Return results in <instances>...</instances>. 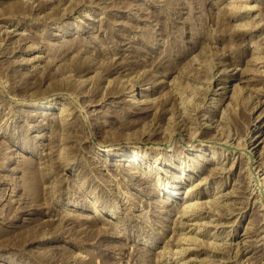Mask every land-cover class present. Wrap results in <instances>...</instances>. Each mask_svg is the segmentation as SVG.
<instances>
[{
    "label": "rangeland",
    "instance_id": "rangeland-1",
    "mask_svg": "<svg viewBox=\"0 0 264 264\" xmlns=\"http://www.w3.org/2000/svg\"><path fill=\"white\" fill-rule=\"evenodd\" d=\"M263 56L264 0H0V264H264V80L253 74ZM179 92L185 102L172 104ZM41 96L53 107L33 111ZM133 125V134L181 128L184 141L191 131L196 140L152 145L157 152L145 134L133 173L114 165L130 168L118 149L112 161L97 157L106 153L100 136ZM68 132L82 150L60 170L53 142ZM232 133L249 149L261 142L254 159L217 143ZM214 143L237 150L234 166L202 179L191 201L227 192L234 213L219 217L206 201L201 217L181 225L188 175L204 168L198 181L221 166L208 159ZM167 183L179 187L162 204ZM96 227L104 232L84 236ZM233 245L241 249L231 258Z\"/></svg>",
    "mask_w": 264,
    "mask_h": 264
},
{
    "label": "bare ground",
    "instance_id": "bare-ground-1",
    "mask_svg": "<svg viewBox=\"0 0 264 264\" xmlns=\"http://www.w3.org/2000/svg\"><path fill=\"white\" fill-rule=\"evenodd\" d=\"M252 52H255V57H258L259 56V52H258V50L256 49V50H253ZM254 56V55H253ZM258 58H256V60H257ZM263 59H264V56H263ZM254 60H255V58H254ZM73 63H74V61H73ZM82 63V62H81ZM89 63V62H88ZM247 63V62H246ZM83 64V63H82ZM72 65V64H71ZM88 65V64H87ZM83 66V65H82ZM75 67V66H74ZM258 70H254L253 71V74H255V75H257L258 77H257V79L258 80H264V62H263V60L261 59V60H259L258 59ZM262 67V68H261ZM71 69V68H70ZM72 69H73V67H72ZM69 70V69H68ZM81 72V71H80ZM213 74V73H212ZM55 75V74H54ZM69 76V75H68ZM124 76H127V75H125V74H122V75H120V76H118V78H119V83H120V85H122V87H123V89L125 90L127 87H126V83H127V79H125V78H121V77H124ZM230 77L231 78H233L234 76L233 75H230ZM213 78V77H212ZM129 79V78H128ZM76 80V79H75ZM211 80V79H210ZM131 81V80H130ZM222 81H223V79L222 80H220L219 79V83H221L222 84ZM77 82H78V78H77ZM118 82H116V83H118ZM129 84V83H128ZM225 84H223V86L221 87V89H222V91L221 92H219V93H221V97L224 95V89H225V86H224ZM134 89V88H133ZM128 90V89H127ZM211 91H212V89H211ZM53 94V93H52ZM134 94H138V93H135V90L133 91V93L131 94V97L132 96H134ZM182 92H179L178 93V95L177 96H179L178 98H179V101L177 102V98L173 101V103L172 104H180V103H182L183 101L185 102V100H183L182 99ZM35 96V95H34ZM34 98V97H33ZM168 98V97H167ZM25 99H27V98H25ZM222 99V98H221ZM34 101L33 102H31V104H30V106L32 107V110L33 111H40V110H42V109H47V108H50V107H53V105H52V103L49 101V100H52V98L50 97V98H48V96H41V97H37V98H34L33 99ZM261 104V103H260ZM194 105V104H193ZM227 105V104H226ZM183 106H184V103H183ZM195 106V105H194ZM193 106V107H194ZM181 107H182V104H181ZM192 107V108H193ZM216 107V106H215ZM215 107H213V108H211V110H210V112H213L214 111V109H215ZM192 108H190L191 109V111L193 110ZM196 108H197V105H196ZM198 109H199V105H198ZM264 109V108H263ZM145 110H147V109H145ZM194 111V110H193ZM198 111V110H197ZM195 112V111H194ZM193 112V113H194ZM264 113V112H263ZM68 113H65L64 115H67ZM211 113H209L208 114V116L210 115ZM64 115L62 116L60 113H58V115H56V116H54L53 118H55V119H57V116H60V120H63L64 119ZM62 116V117H61ZM196 116H197V114H196ZM225 116V115H224ZM84 117V116H83ZM54 119V120H55ZM85 120V119H84ZM52 121H53V119H52ZM57 121L58 120H55L54 122H56V124H57ZM86 121V120H85ZM214 122H216L215 123V125L213 126V127H217L218 125H220L219 124V122H217L216 120L214 121ZM213 122V123H214ZM60 124V123H59ZM123 124V123H122ZM62 124H60V126H61ZM208 125V124H207ZM58 126V125H57ZM59 126V127H60ZM64 126V125H63ZM205 126H206V124H205ZM65 127V126H64ZM133 128L134 127V125L133 126H129V127H127V126H120L119 127V130L117 129L116 130V128L115 129H113V131H115V134H116V136L114 137V138H111V134H112V131L109 133V132H105L102 136H100V138H98V140H96V144L98 145V150L100 151V152H106V153H104V154H102L100 157L99 156H97L98 158H101L103 161H107V159H110V157H109V155H112V154H114V152L115 153H117V152H119L120 154H118V162L119 161H127L128 162V167H130V168H126V167H123L120 163H114V165L115 166H120L122 169H123V172H124V170H126V171H131L130 169H134L135 171H136V167H142V165H141V161H140V159H138L137 158V155H138V151H136V149L138 148V150H139V147H140V145L139 144H137L136 142H143L144 143V140H146V139H148V138H144V136H145V134H146V136L147 137H149V138H152V139H149L148 140V142H150V146H146L145 148H147V150H151V151H160L161 149L163 150V147H156V146H152V145H158V144H166L167 146L170 144V143H173L174 144V146L176 145V143H178V142H186V143H190L189 145H191V143L192 142H190V138H191V140H193L192 138H194V137H192L193 135L192 134H194V131H191V132H189V139H187V140H185L184 141V139H182V136H184L186 133H184V132H182L183 131V129H181V128H179V130H182V131H177L175 134L177 135V137H174V132H171V131H165L164 133H165V136H160V131H158L157 130V128H153V130L152 129H150V130H148V131H142V132H135V134H133V132H128L127 131V128ZM222 127V126H221ZM62 128V127H61ZM66 128H69V127H66ZM97 128V127H96ZM118 128V127H117ZM223 128V127H222ZM63 130H64V128H62ZM99 129V128H98ZM136 130V129H135ZM195 130V129H194ZM217 130V129H216ZM66 131V130H65ZM93 131V130H92ZM96 131V130H95ZM95 131H93V132H91V134L90 133H88V131H87V135H90V137H94L95 139L97 138L96 137V132ZM100 131V130H99ZM133 131V130H132ZM138 131H139V129H138ZM72 132V131H71ZM74 133H72V134H75L76 135V130H75V128H74V131H73ZM98 132V131H97ZM104 132V131H103ZM146 132V133H145ZM78 133V132H77ZM114 133V132H113ZM229 133V132H228ZM71 134V135H72ZM114 134V135H115ZM61 135V134H60ZM65 136H64V138H56V140H54L55 142H53V143H55V145L57 144L58 145V150L56 151V157H58V159H60V162H59V164H57V167H59L60 168V170H65L67 167H68V165L70 164V163H72V162H74L75 161V155L77 154V152L79 151V150H82V147H80L79 146V144H78V141L75 139V141H76V144H69L68 145V143L69 142H71L70 141V139H71V135H69V132H68V134H64ZM75 135H74V137H75ZM79 135V134H78ZM132 135H133V137H132ZM77 136V135H76ZM216 136V135H215ZM73 137V138H74ZM81 137V136H80ZM113 137V136H112ZM157 137V138H156ZM214 137V136H213ZM79 138V137H78ZM77 138V139H78ZM121 138V141L123 142H131V143H133L134 145H131V146H126V148H121V146L119 147L118 145H116V143H119V139ZM203 138V137H202ZM199 139V138H197V141H199V142H201V141H211L212 142V140L211 139ZM217 138H219V137H217ZM244 138V137H243ZM115 139V140H114ZM157 139V140H156ZM195 139V138H194ZM74 140V139H73ZM80 140H81V138H80ZM79 140V141H80ZM196 140V139H195ZM215 140V139H214ZM52 141V140H51ZM50 141V142H51ZM249 141H251L250 139H242V137L241 136H238L237 135V133H236V135H235V133H232V134H223L222 135V137L220 138V140H219V142H217L218 144H221L222 146H224V145H226V146H230V147H233L234 149H237V150H240V151H248V154L250 155V157H252V159H254V157H255V152L257 151V149H254L253 150V148H256L257 146H259V144L261 143V142H259L256 146H254V147H251L250 149L249 148H247V144L249 143ZM49 142V143H50ZM213 142H216V141H213ZM52 143V144H53ZM185 143V144H186ZM254 143V142H253ZM56 145V146H57ZM123 146V145H122ZM179 147L181 146V144L180 145H178ZM193 146H195V145H193ZM99 147H101V148H99ZM174 148V147H173ZM262 148V147H261ZM264 148V147H263ZM114 149H118V151H114ZM219 149V150H218ZM84 150V149H83ZM237 150L236 151H233V150H228L226 147H217V146H215V143H214V145H213V152H212V155L210 156V157H208V159L209 160H211V159H213V158H215V155H217L218 156V158L215 160V161H213L214 163H216V164H219V165H221V166H218V167H211V168H207L206 170L208 171V173L205 175V176H202V178L200 179V180H198V181H194L195 179H196V177H199L200 175H201V173H202V171H203V169H201V172H199V173H197V172H195V175L194 176H192V175H188V179H189V183L186 185V187H185V191H184V195H183V200H182V202H181V204H180V208H181V211H182V213L180 214V217H182L181 219H183V217L186 219V220H181L180 221V224L182 225V224H186V226H188L189 224H191V223H186V221L187 220H194V219H198L199 217H201L202 216V214H203V211H204V207H203V205L204 206H206V201H207V203L209 202V205H211V207H212V209L215 211V209H218V211H217V213H215V214H219L218 216L220 217H225L227 214H229V215H232L233 213H234V205H233V203H234V201H230V202H228V201H225V199L227 200V197H228V194H227V192H225L224 194H219V195H216V197L214 196V199H213V202H212V200H203V201H201V200H193V201H191L193 198H192V196H193V194H201V188L204 186L203 185V183H204V181L205 180H208V178L209 177H211L212 175H214V174H216V173H221L222 171L223 172H225V171H228L229 169H231V168H233V166H234V160H233V158H235V154L237 153ZM114 151V152H113ZM85 152V151H84ZM141 152V151H140ZM242 152H239L238 154H237V158L238 157H240V156H243L244 158H245V160H247V162H249V155H245V154H243ZM98 154H99V152H98ZM264 154V153H263ZM132 156V157H131ZM136 157V158H135ZM225 157H227L228 159H227V161L229 160L230 161V165H229V167H226V164H227V162H225L224 161V163L222 162V160H224V158ZM111 160V159H110ZM112 161V160H111ZM258 161V160H257ZM250 163L251 162H249V165H250ZM111 164V163H110ZM147 165V164H146ZM259 167H261L260 169H262V168H264V164H262V162H260L259 164ZM256 167V166H255ZM120 168V170H122ZM155 168V167H154ZM227 168V169H226ZM257 169H258V167H256ZM158 169H160V167L158 168ZM194 169V168H193ZM143 172L145 173V172H148V171H150L151 170V168H150V165H147V167H144L143 166ZM200 171V170H199ZM249 172H250V168H249ZM129 173H133V172H129ZM33 174V173H32ZM198 174V175H197ZM31 175V174H30ZM40 176V175H39ZM39 176H37V177H39ZM42 176V175H41ZM44 177V176H43ZM42 177V178H43ZM34 179H35V177H34ZM202 179H204V181H201ZM250 179H252V178H250ZM38 180V179H37ZM37 180H35L36 181V183H38L37 182ZM45 180V179H44ZM34 181V182H35ZM39 181V180H38ZM41 181V180H40ZM43 181V180H42ZM173 181L174 182H180V180L178 181L177 179H173ZM250 184V183H249ZM166 187H164V189L163 190H159L158 192H157V196H159V195H162V196H164V199L162 200L163 202H162V204H166V203H168L169 201H171V198H172V196H174V194H175V191H173V189H175V188H178L179 186H177V185H172V184H170V183H167L166 185H165ZM166 193H168V195H166ZM203 193H206V192H202V195H203ZM251 193V192H250ZM230 195V194H229ZM196 198V197H195ZM200 198V197H199ZM198 198V199H199ZM239 200V199H238ZM210 201H211V203H210ZM225 201V202H224ZM256 201V200H255ZM232 202V207H230V206H227L226 204H230ZM254 202V201H253ZM208 205V206H209ZM216 207V208H215ZM237 207V206H236ZM215 208V209H214ZM94 209V208H93ZM239 209V208H238ZM260 215V214H259ZM90 217V216H89ZM96 216H94L93 218H95ZM262 218H263V215H262ZM93 220V219H92ZM105 220V219H104ZM233 221H234V219H233ZM108 224H111L110 222H107ZM221 224V223H220ZM197 225V224H196ZM212 225V224H211ZM216 225H218V224H214L213 226L215 227V228H217V227H219V226H216ZM223 225V224H222ZM232 225V224H231ZM32 227V226H31ZM202 227V226H201ZM33 228V227H32ZM97 228V227H96ZM194 228L195 227H193L192 229H190V230H192V232H194ZM199 228V227H198ZM197 228V229H198ZM203 228V227H202ZM38 229H39V227H38ZM83 229H85V228H83ZM83 229H81V230H83ZM93 229V228H92ZM200 229V228H199ZM232 229H233V225H232ZM35 230V229H34ZM89 230H90V228H89ZM218 230V229H217ZM91 231V230H90ZM87 232V231H85L86 232V234L84 235L85 237L87 236V237H90V238H92V236L94 237L95 235L97 236L98 234H101V233H103L104 232V230H103V228H97V229H94L93 231H91V232ZM33 232H35V231H33V229L31 230V229H29L28 228V233L30 234V235H32V233ZM80 232H82V231H80ZM196 232H204V231H196ZM195 232V233H196ZM116 233H118L117 231H116ZM36 234V233H35ZM34 233H33V235H35ZM80 235V234H79ZM117 235V234H116ZM231 235L235 238V237H238L239 235H240V233H239V231H237V230H234L233 229V231H232V233H231ZM244 237H246V235H245V233H243L242 234ZM182 238H184V239H195V237L194 236H190V235H183L182 236ZM256 239V238H255ZM252 240V239H251ZM257 240V239H256ZM258 240H262L259 244L261 245V247L259 248L260 250H262V253H263V256H264V234L263 235H260L259 236V238H258ZM229 243V242H228ZM227 243V244H228ZM238 243H240V241L238 242ZM226 244V243H225ZM229 244H231V243H229ZM259 244H257V245H259ZM235 245H237V242L235 243ZM235 245H233V247L231 248V258L232 257H234V256H236V255H238V252H240V250L239 249H241L240 247L241 246H235ZM245 247V246H244ZM182 249V251L181 252H184V251H189V250H191V249H189V247H182L181 248ZM229 249V248H228ZM242 252V251H241ZM228 257V256H227ZM239 259V258H238ZM227 260H230V257H229V259H227ZM234 260V259H233ZM241 260H239L238 261V263H241L240 262ZM226 262V261H225ZM229 262V261H228ZM264 263V262H263Z\"/></svg>",
    "mask_w": 264,
    "mask_h": 264
}]
</instances>
